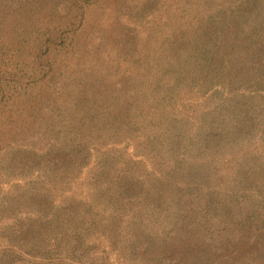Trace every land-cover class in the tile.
Masks as SVG:
<instances>
[{
	"label": "trees",
	"instance_id": "16d2710c",
	"mask_svg": "<svg viewBox=\"0 0 264 264\" xmlns=\"http://www.w3.org/2000/svg\"><path fill=\"white\" fill-rule=\"evenodd\" d=\"M0 264H264V0H0Z\"/></svg>",
	"mask_w": 264,
	"mask_h": 264
},
{
	"label": "rangeland",
	"instance_id": "374dc122",
	"mask_svg": "<svg viewBox=\"0 0 264 264\" xmlns=\"http://www.w3.org/2000/svg\"><path fill=\"white\" fill-rule=\"evenodd\" d=\"M210 8L211 7H205L202 9V12H206ZM95 43L98 44L97 40H95ZM167 58L171 59V57H167ZM164 60L165 58L162 57L161 62H160L161 65L165 63ZM175 92H176L177 105L174 106L172 109H170L167 116L172 117V118H177L181 115H186L190 119L191 114H187V111L183 108V104L187 103L189 100H190L189 102H191V99L195 98L196 95H193L192 92H190L185 85H180L176 87ZM196 98L199 99L198 96ZM1 186L5 187L4 183H2Z\"/></svg>",
	"mask_w": 264,
	"mask_h": 264
}]
</instances>
